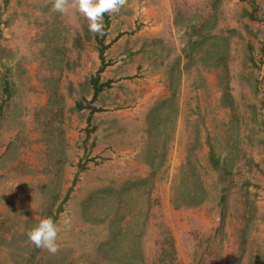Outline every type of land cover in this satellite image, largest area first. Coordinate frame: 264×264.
<instances>
[{"label": "rangeland", "instance_id": "374dc122", "mask_svg": "<svg viewBox=\"0 0 264 264\" xmlns=\"http://www.w3.org/2000/svg\"><path fill=\"white\" fill-rule=\"evenodd\" d=\"M172 1L181 42L170 59L168 46L158 49L168 60L173 96L156 112L146 143L117 138L101 155L80 152L81 145L65 141L66 114L58 107L64 98L56 93L40 114L42 150L32 151L22 134L26 139L0 157L10 171L0 176V264H264L263 60L248 31L207 28L218 36L212 39L192 34L208 24L216 0ZM227 2L217 0L218 20ZM149 23L144 16H104L106 34L112 25L129 33ZM189 23L197 27L189 31ZM94 36L82 15H62L52 0H0V91L14 73L11 62H20L22 81L28 57L55 68L56 58L79 57ZM11 103L0 96L1 106L10 110ZM179 103L187 111L176 152L185 157L181 165L173 159ZM44 218L61 228L55 255L26 235Z\"/></svg>", "mask_w": 264, "mask_h": 264}, {"label": "crops", "instance_id": "0c3cea01", "mask_svg": "<svg viewBox=\"0 0 264 264\" xmlns=\"http://www.w3.org/2000/svg\"><path fill=\"white\" fill-rule=\"evenodd\" d=\"M174 6L172 0H130L113 15L144 16L150 21L147 26L138 28L135 24L128 33L126 29L119 30L112 25L106 29L104 38L98 35L90 37V45L85 46L79 57L56 58L60 64L55 68L48 65L44 69L43 57H38V63H32L28 57L23 63L26 77L22 81L20 77L25 74H21L20 62H11L9 69L14 73L4 80L0 91L6 102H12L10 110L0 105L1 159L6 158L10 144L20 138L25 140L29 137L33 141L32 151L42 150L45 137L40 114L54 102L56 93L64 98L62 106L58 107L66 114L65 141L73 146L81 145L80 152L101 155L103 146H112V141L117 138H125L123 144H131L132 137L138 139V143H146L147 129L156 120V112L162 111L164 103L173 96L169 77L165 74L166 67L163 66L168 60H163L158 48L163 44L168 46L170 59L181 42ZM224 8V20H218L215 33L220 28L238 30L242 36H246L247 31L252 33V44L259 51L257 54L260 53L264 65V0H228ZM101 42L107 46L103 58L99 48ZM181 46L185 48V43ZM184 55L181 51L178 55L182 65H185ZM183 68L180 67L182 71ZM262 79L260 75L261 92L264 91ZM184 87L183 83L178 93L182 101L186 96ZM184 107V103L177 105L180 126L177 142H174L177 148L173 150V159L179 160V165L185 159L176 154L181 142V129L187 118ZM12 128L13 134L7 137V129ZM184 143L186 145V141ZM9 174L8 168L0 167V176ZM1 184L4 183H0V207L4 196Z\"/></svg>", "mask_w": 264, "mask_h": 264}, {"label": "clouds", "instance_id": "9594fccd", "mask_svg": "<svg viewBox=\"0 0 264 264\" xmlns=\"http://www.w3.org/2000/svg\"><path fill=\"white\" fill-rule=\"evenodd\" d=\"M128 0H52L54 11L62 15L75 10L88 21L89 31L100 37L106 35L104 26L105 14L113 15L120 12ZM68 221H63L65 226ZM60 226L52 218L42 219L37 226L27 231L28 240L37 248L46 249L55 255L60 250L57 243Z\"/></svg>", "mask_w": 264, "mask_h": 264}, {"label": "trees", "instance_id": "16d2710c", "mask_svg": "<svg viewBox=\"0 0 264 264\" xmlns=\"http://www.w3.org/2000/svg\"><path fill=\"white\" fill-rule=\"evenodd\" d=\"M216 4H217V0L215 2L216 11L213 12L212 14H210V17L208 18V24L204 23V25L201 27L202 32L199 29V31H192V34H197L199 36L200 35L199 33H201L204 38L212 39L213 36L218 38V36L216 34L211 36L210 33H205V30H207V28L215 29L216 26H217V23H218V19L217 18L219 16V13H218V9H217ZM189 25H190L189 28H188L189 31H190L191 28L197 27L196 24L189 23ZM190 39H191L190 41L192 42V44L193 43H198V40H199V39H196V38L194 39V37H190ZM106 48H107L106 45H103V46L100 47V54H101L102 58L104 56V52H105ZM98 91H99V89H98ZM212 157H213L215 162L220 164V160H218V159L216 160V155L213 152H212ZM195 199H196V195H194V198L192 199L191 202H196Z\"/></svg>", "mask_w": 264, "mask_h": 264}]
</instances>
